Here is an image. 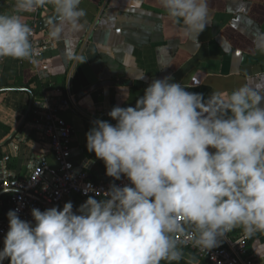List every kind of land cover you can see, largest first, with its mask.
I'll return each mask as SVG.
<instances>
[{"label":"clouds","instance_id":"obj_1","mask_svg":"<svg viewBox=\"0 0 264 264\" xmlns=\"http://www.w3.org/2000/svg\"><path fill=\"white\" fill-rule=\"evenodd\" d=\"M159 3L189 36L209 24L208 0ZM46 5L61 19L52 37L65 26L69 33L83 27L80 0H13L11 13L0 12V58H31V29L21 14ZM252 45L264 54V31ZM261 100L247 85L205 98L171 77L153 79L134 107L108 112L115 124L97 119L85 133L86 149L104 162L106 175L130 184H111L104 199L89 196L75 212L71 201L32 208V221L9 210L0 264H160L181 258L178 232L205 250L236 227L250 236L264 232Z\"/></svg>","mask_w":264,"mask_h":264},{"label":"crops","instance_id":"obj_2","mask_svg":"<svg viewBox=\"0 0 264 264\" xmlns=\"http://www.w3.org/2000/svg\"><path fill=\"white\" fill-rule=\"evenodd\" d=\"M12 4L0 0V12L11 13ZM79 7L86 12L79 31L69 33L65 26L52 37L60 20L37 32L46 48L36 63L0 58V162L8 156L0 176L27 177L42 160L56 166L37 130L29 128L45 102L59 106L72 128V163L102 181V160L86 149L85 133L97 119L115 124L108 112L134 107L153 79L171 77L205 98L225 97L247 85L260 92L264 107V54L252 45L254 34L264 31V0H208L209 24L197 37L174 24L159 0H81ZM53 10L46 5L21 15L31 28ZM69 40L74 59L66 55ZM10 193L0 194V218L10 210ZM233 233L245 232L236 227ZM248 236V253L264 262V232ZM2 264H9L8 258Z\"/></svg>","mask_w":264,"mask_h":264},{"label":"built area","instance_id":"obj_3","mask_svg":"<svg viewBox=\"0 0 264 264\" xmlns=\"http://www.w3.org/2000/svg\"><path fill=\"white\" fill-rule=\"evenodd\" d=\"M30 29L32 56L27 61L34 64L46 48V44L38 40L35 24ZM35 112V116L29 122V128L37 130L42 142L47 146V151L53 156L56 166L42 160L34 164L27 177L8 176L4 173L0 176V192L11 191L10 210H16L21 219L32 221V208L41 211L45 205L50 208L53 206L62 208L70 196L104 199L105 192L111 184L117 186L130 184L123 175L114 181L93 180L85 166L72 163L70 159L72 128L60 115L59 106L45 102L37 107ZM7 159L6 155L2 158L0 168ZM7 230L8 218L5 216L0 218V242ZM175 238L178 247L189 248L198 259L207 264H264L248 253L247 233L234 234L233 230L227 232L218 238V245L210 250L195 246L186 233L178 232Z\"/></svg>","mask_w":264,"mask_h":264},{"label":"water","instance_id":"obj_4","mask_svg":"<svg viewBox=\"0 0 264 264\" xmlns=\"http://www.w3.org/2000/svg\"><path fill=\"white\" fill-rule=\"evenodd\" d=\"M60 20H61L60 17L58 16V14L55 12V9H54L52 12H50V13L46 14L45 16H42L41 18L37 19V21L35 23V30H36V32H40V31L45 30L47 27H49L50 25H52V24H54ZM24 120H22V123L24 122ZM4 191H10V190H4ZM4 191H1L0 194L3 193ZM177 248L181 252L182 256L186 257L190 261H192L196 264H207L203 260H200L197 257H195V256H193L187 252H184L180 247L177 246Z\"/></svg>","mask_w":264,"mask_h":264},{"label":"trees","instance_id":"obj_5","mask_svg":"<svg viewBox=\"0 0 264 264\" xmlns=\"http://www.w3.org/2000/svg\"><path fill=\"white\" fill-rule=\"evenodd\" d=\"M0 159H1V152H0ZM102 164H103V167H104V181H114L116 179H114L113 177H110L108 175H106L105 173V165H104V162L102 161ZM87 198H80V197H77V196H70L68 197L66 200L67 202L71 201L72 204H73V211L75 212L79 205L82 204ZM180 248L184 251V252H187L193 256H196V254L194 253V251L190 250L189 248L187 247H182L180 246ZM160 264H196L192 261H190L189 259H187L186 257L182 256L181 255V258L179 260H176V261H166V260H162L160 262Z\"/></svg>","mask_w":264,"mask_h":264}]
</instances>
